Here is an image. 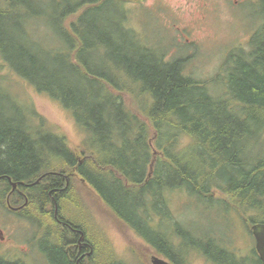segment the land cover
<instances>
[{
  "label": "trees",
  "instance_id": "1",
  "mask_svg": "<svg viewBox=\"0 0 264 264\" xmlns=\"http://www.w3.org/2000/svg\"><path fill=\"white\" fill-rule=\"evenodd\" d=\"M52 1L51 5L49 0H0V58L37 92L64 107L84 134L79 161L65 137L46 128L41 117L36 119L33 142L0 116V175L4 171L14 180L23 179L30 165L58 172L47 184L43 179L36 184V219L42 229L55 230L58 239V245L49 244L43 251L48 264H76L72 249L70 256L64 251L70 243L68 231L58 228L56 218L67 225L65 230L80 228L85 233L83 224L65 215L72 206L82 207L78 198L72 200L65 192L74 184L68 176L65 186L72 169L123 227L174 264H193L196 254L206 264H262L253 248L243 255L230 248L226 229L233 224L228 213L246 226L264 222V16L246 46L230 50L233 56L223 59L216 77L199 80L185 71L183 57L165 60L164 54L163 61L158 48L145 45L126 26L127 12L120 6L126 0H111V8L120 10V20L105 18L102 29L95 17L86 29L72 16L79 13L81 23L83 6L94 5L88 9L99 11L95 4L105 0ZM31 17H36V34ZM46 24L52 28L42 27ZM98 34L100 51L108 45L112 65H88L84 60L94 52ZM216 81L221 86L213 88ZM51 189L58 192L53 195L60 192L62 200L70 198L56 218ZM175 191L194 197L211 227L221 224L225 229L221 233L208 229L199 236L181 230L168 204ZM14 200L13 194L10 202ZM212 209H222L220 219L210 216ZM84 213L89 230L94 227L96 237L109 242L93 215ZM154 217L174 223L169 234L161 224L152 223ZM97 252L78 264H126L125 258L142 264L134 250L125 258L107 247ZM106 252L111 255L107 263ZM0 264L24 263L0 257Z\"/></svg>",
  "mask_w": 264,
  "mask_h": 264
},
{
  "label": "rangeland",
  "instance_id": "2",
  "mask_svg": "<svg viewBox=\"0 0 264 264\" xmlns=\"http://www.w3.org/2000/svg\"><path fill=\"white\" fill-rule=\"evenodd\" d=\"M262 2L263 0H126L120 6H123L122 9L127 12L128 20L125 21L126 26H130L145 45L150 44L158 48V51L162 53V58L165 54V60L183 57L187 62L185 71L205 80L207 78L212 79L221 63L226 58L233 56V54L230 55L229 49L235 50L240 44L245 45L250 37L249 33L258 28L264 16ZM52 3L53 1L49 0L48 4L52 5ZM112 5L111 0H105L104 4L100 6L97 2L95 8L99 7V11L93 8L88 9V7L91 8L94 5L83 6L82 14L84 13V20L81 17L82 24L80 23L79 13L73 15L72 20L74 19L77 25L88 29L94 22L95 17L99 23L97 26L102 29V26L105 25V18H108V21L113 23H117L120 20V10L111 8ZM48 23L53 26V22ZM49 24L42 27L51 29L52 27ZM31 27L36 34V19ZM100 34L94 39L96 44L94 52L88 54L87 56L89 57L84 58L88 65H99L105 62H108L109 65L113 64L110 62L112 55L110 56L108 45H105V51H100L103 44L99 42ZM164 58L163 61H165ZM10 72L7 66H0V76L5 78L0 85L8 93V102L10 105L15 106L14 110L18 107L22 109H26L27 106L35 107L36 119L41 117L46 128L52 129L55 134L64 136L70 147L75 148L77 146V151H81L80 147L82 146L80 144L84 134L75 123L71 114L46 93L33 91V88L22 77L19 76V80L15 75L9 76ZM215 86L221 85L213 83L212 87L214 88ZM5 109L9 110L6 107V101L0 94V111ZM9 114H12V112ZM76 183L79 186H83L81 182V184ZM1 185H3V182H0V187ZM84 187L86 185L83 186V189ZM88 190L89 187L86 190L84 189L83 192L81 190L79 192L76 185L73 184L67 194L72 200L78 198L80 206L83 207H81L82 210L93 215L96 223L102 227L110 242H104V240L102 242H94L97 239L94 227L89 230L86 219H78L73 206L68 211L69 213L66 212L65 215L68 218L74 217L76 222L83 224L82 228L88 234L87 237L94 246L92 254L96 255L99 248L107 247L110 252L125 258L134 250L142 263L149 264L150 250L145 247L146 244L127 228L123 227L108 212L110 207L105 202L101 201L100 208L97 199L92 198V190V195ZM70 198H67V200ZM194 199V197H189L184 191H175L170 194L168 199L169 209L171 215L180 221L178 223L180 229L187 228L198 236L204 234L208 229L214 230L215 228L221 233L225 229L224 225L220 224L218 227H211L209 217L201 208L200 203L197 204ZM1 201L4 203V200ZM32 201L33 199L31 198L30 202ZM37 205L38 200L36 199L26 209V211L30 210L35 218ZM217 210L212 209L208 213L211 217L215 214L220 219L222 209ZM84 215L86 216V213ZM33 220L35 219L33 218ZM33 220L30 222L28 219L23 218L22 215L15 217L10 212H5L0 204V229L3 231L4 237L3 242L0 240V255L2 252H7L10 255L9 253L14 250L13 255H11L12 258H18L26 264H44L37 250L27 246L24 241L27 239L33 240L32 244L35 245L36 239L37 249L39 246L44 247L45 242L46 245H49L48 239H53L54 244H57V233L50 226H45V229L38 230L36 226H40L39 221L38 219L36 221ZM227 220H233V224L229 223L226 229L228 233L226 241L230 240V248L233 246L239 247L242 250V255L246 254V252L251 250L249 247L244 251L248 243L251 244L249 231L247 232L244 228L246 225L243 220L238 223L237 218L232 213H228ZM171 223L167 220L162 222L163 228H166L168 234L173 229L174 223ZM237 227L238 230L236 229ZM235 229L239 233L238 235ZM44 230L45 233L48 232L47 235ZM52 232H54V237L51 236ZM245 232L246 239L242 235ZM219 239L222 242L225 241L223 237ZM24 246L27 247L30 255L24 254L25 251L21 249V247L25 248ZM100 252L103 251L100 250ZM12 258L5 257L8 260H12ZM105 258L107 263L106 260L111 258L109 252L105 253ZM123 262L126 264H139L137 260H130L129 258H125ZM194 264L206 263L200 257Z\"/></svg>",
  "mask_w": 264,
  "mask_h": 264
},
{
  "label": "flooded vegetation",
  "instance_id": "3",
  "mask_svg": "<svg viewBox=\"0 0 264 264\" xmlns=\"http://www.w3.org/2000/svg\"><path fill=\"white\" fill-rule=\"evenodd\" d=\"M11 75L17 76L18 79L20 80L19 74L18 75L17 74H11ZM23 79L25 81L29 82L25 78H23ZM28 84L30 86H33L30 82ZM33 91H36L35 86H33ZM5 95H6V98L8 99V97H7L8 94L6 93ZM14 107L15 106H12V110L14 109ZM6 111H10V110H6ZM4 120L7 121L8 123H10L12 126H14L15 130L17 132H19L20 134H23V133L27 134L29 136L30 140H32L33 142L36 141V108L35 107H32V108L27 107L26 109H22L20 107L15 108V110L12 112V114H8L7 116H5ZM3 173H4V171H3ZM3 173L0 175V182H3V179H1V178H5V179L9 178L8 174H3ZM28 176H36V165H30V167L26 171H23L22 177H28ZM27 185L28 184L25 183V184H22L21 187L15 188L16 191L14 192V195L16 196V200H14L13 203L10 206H8L7 211H9L12 214H17V215H22L23 212H25L26 209H23V208H25L24 206L27 205V204L26 205L24 204L25 198H27V203L30 204V199H29L30 196H29V193L27 191ZM14 199H15V197H14ZM53 216H54V214H53ZM54 218H56V217L54 216ZM56 220L58 222V228L61 230H64V231H68L66 233V235H68V237H70L69 240L67 241L70 243H68L64 247V251L68 254V256H70V249L73 250V251L71 250V252H73L75 255L76 264H78L79 260H84L86 263L88 261L87 258L94 251V246L92 244V241L87 237V235L82 230H80V228L76 229V228L69 227L68 230L67 229L65 230L64 226H67V225L60 223L57 218H56ZM76 227H78V226H76ZM73 230L78 231V235ZM81 231L83 232V235H81ZM0 240L2 242L4 240L3 231L1 229H0ZM32 241L33 240L27 239L26 241H24V243L26 245L29 244V247H32V246L34 247L35 245L32 244ZM48 242H49V244L54 245L53 240H49ZM96 242H99V241H96ZM46 246H48V245H46V242H45L44 247H43L44 251L46 249ZM21 249L23 251H25V250H27V247H25V248L21 247ZM1 254L4 256H8L7 252L1 253ZM9 254H10V257H12L11 255H13V252H10Z\"/></svg>",
  "mask_w": 264,
  "mask_h": 264
},
{
  "label": "bare ground",
  "instance_id": "4",
  "mask_svg": "<svg viewBox=\"0 0 264 264\" xmlns=\"http://www.w3.org/2000/svg\"><path fill=\"white\" fill-rule=\"evenodd\" d=\"M6 107L10 111L12 110V105H10L8 101H6ZM13 111H14V109L11 112H13ZM8 114H9V112L6 110H1V112H0V116H2L4 118ZM57 175H58V172L51 170L50 168H48L45 165H43V166L40 165V167H38V169H36V176L23 177V179L21 178L19 180H14V179H12L13 177L9 176V178L6 179L5 184L1 185V187H0V200L6 199V198H11V196L16 191L15 190L16 187H21L22 184L27 183L28 184L27 185V191L29 194H32L33 201H35L36 200V184L39 183L42 179H43L42 184L44 182H46L45 184H47V180L50 176H57ZM66 187H67V185H66ZM51 192H53V193H58V192L53 191L52 189H51V191L48 192L50 200L53 202L52 203L53 207H52L51 211H52V213L58 214V212L62 211L65 208V205L67 204L68 200H67V198H64L62 200L60 192H59V194H55V195H53ZM65 192L68 193L67 191H65ZM32 202H30V203H32ZM50 206H51V203H50ZM47 207H48V205H47ZM75 207H74V210L76 212V217L78 219L85 218L86 216L84 215L82 208H80V207L75 208ZM22 216L24 218L28 219L30 222L33 220V218L35 219L33 221H36L35 216L32 215L30 210L23 212ZM73 219H74V217H73ZM260 223H264V222L260 221ZM36 228H38V230H42V227H40V226H36Z\"/></svg>",
  "mask_w": 264,
  "mask_h": 264
},
{
  "label": "water",
  "instance_id": "5",
  "mask_svg": "<svg viewBox=\"0 0 264 264\" xmlns=\"http://www.w3.org/2000/svg\"><path fill=\"white\" fill-rule=\"evenodd\" d=\"M252 234L255 238V248L262 264H264V224H254L251 226ZM152 264H171L157 256L151 257Z\"/></svg>",
  "mask_w": 264,
  "mask_h": 264
}]
</instances>
